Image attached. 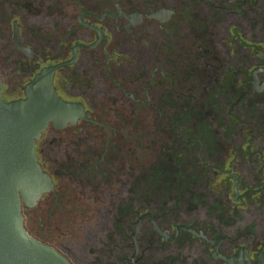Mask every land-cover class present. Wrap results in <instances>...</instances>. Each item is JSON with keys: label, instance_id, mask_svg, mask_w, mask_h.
Returning <instances> with one entry per match:
<instances>
[{"label": "flooded vegetation", "instance_id": "af4514ba", "mask_svg": "<svg viewBox=\"0 0 264 264\" xmlns=\"http://www.w3.org/2000/svg\"><path fill=\"white\" fill-rule=\"evenodd\" d=\"M3 99L69 104L24 227L71 264H262L264 0H0Z\"/></svg>", "mask_w": 264, "mask_h": 264}, {"label": "water", "instance_id": "95a60500", "mask_svg": "<svg viewBox=\"0 0 264 264\" xmlns=\"http://www.w3.org/2000/svg\"><path fill=\"white\" fill-rule=\"evenodd\" d=\"M2 93L0 78V264H71L29 235L21 206L22 201L35 206L52 189L37 161L35 144L50 122L67 116L69 104L46 89L9 102ZM258 259L264 264V252Z\"/></svg>", "mask_w": 264, "mask_h": 264}]
</instances>
